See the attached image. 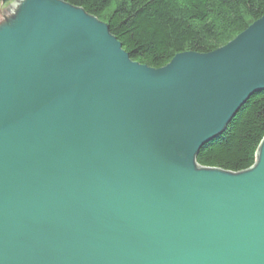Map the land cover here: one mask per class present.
<instances>
[{
    "label": "water",
    "instance_id": "95a60500",
    "mask_svg": "<svg viewBox=\"0 0 264 264\" xmlns=\"http://www.w3.org/2000/svg\"><path fill=\"white\" fill-rule=\"evenodd\" d=\"M262 90L264 14L152 68L83 8L0 6V264H264V136L195 160Z\"/></svg>",
    "mask_w": 264,
    "mask_h": 264
},
{
    "label": "trees",
    "instance_id": "16d2710c",
    "mask_svg": "<svg viewBox=\"0 0 264 264\" xmlns=\"http://www.w3.org/2000/svg\"><path fill=\"white\" fill-rule=\"evenodd\" d=\"M15 0H0L8 6ZM108 25L131 60L152 68L180 52L208 53L264 14V0H62ZM195 156L202 167L231 172L252 166L264 136V90L237 109Z\"/></svg>",
    "mask_w": 264,
    "mask_h": 264
}]
</instances>
